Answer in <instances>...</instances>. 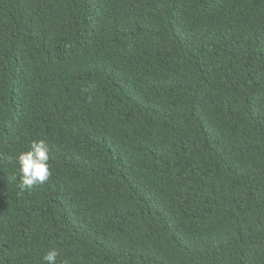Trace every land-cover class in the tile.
<instances>
[{
	"label": "trees",
	"instance_id": "1",
	"mask_svg": "<svg viewBox=\"0 0 264 264\" xmlns=\"http://www.w3.org/2000/svg\"><path fill=\"white\" fill-rule=\"evenodd\" d=\"M53 248L264 264V0H0V264Z\"/></svg>",
	"mask_w": 264,
	"mask_h": 264
},
{
	"label": "clouds",
	"instance_id": "2",
	"mask_svg": "<svg viewBox=\"0 0 264 264\" xmlns=\"http://www.w3.org/2000/svg\"><path fill=\"white\" fill-rule=\"evenodd\" d=\"M15 159L19 165L22 188L43 184L49 179V148L44 140L33 141L30 148L19 153ZM58 254L55 248L50 249L44 254L43 261L45 264H56Z\"/></svg>",
	"mask_w": 264,
	"mask_h": 264
}]
</instances>
